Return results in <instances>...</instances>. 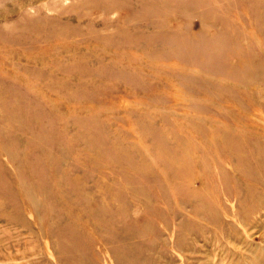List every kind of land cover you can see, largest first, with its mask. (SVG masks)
Masks as SVG:
<instances>
[{"label":"rangeland","instance_id":"rangeland-1","mask_svg":"<svg viewBox=\"0 0 264 264\" xmlns=\"http://www.w3.org/2000/svg\"><path fill=\"white\" fill-rule=\"evenodd\" d=\"M0 264H264V0H0Z\"/></svg>","mask_w":264,"mask_h":264}]
</instances>
